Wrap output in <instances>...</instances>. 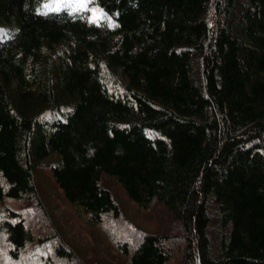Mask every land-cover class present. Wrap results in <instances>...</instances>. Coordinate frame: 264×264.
<instances>
[{"label": "trees", "instance_id": "trees-1", "mask_svg": "<svg viewBox=\"0 0 264 264\" xmlns=\"http://www.w3.org/2000/svg\"><path fill=\"white\" fill-rule=\"evenodd\" d=\"M52 155L92 222L119 212L103 175L171 213L174 231L119 245L124 264H170L176 241V264H264V0H0L5 264L71 253L2 204L40 206Z\"/></svg>", "mask_w": 264, "mask_h": 264}, {"label": "rangeland", "instance_id": "rangeland-1", "mask_svg": "<svg viewBox=\"0 0 264 264\" xmlns=\"http://www.w3.org/2000/svg\"><path fill=\"white\" fill-rule=\"evenodd\" d=\"M55 160V155L50 156L35 171L40 206H31L26 201L8 198L2 204L21 213L25 210L27 223H30L35 235L52 234V238L57 237L55 234L64 236L62 239L70 246L71 253L69 256L56 258V264H124V256L119 251L120 244L131 245L145 231L170 233L176 229V223L167 209L158 203L149 204L147 207L135 204L126 196L120 184L107 175L101 177V184L113 193L119 209L118 215L107 214L98 222L90 221L63 197L52 176L51 166ZM36 248L30 246V249ZM171 248L170 264H176L182 259V244L176 241ZM39 249L42 251L35 252H46L41 246ZM22 258L28 260H25L26 264L39 262H32L24 254L21 260ZM0 264H5L2 258ZM8 264L22 262L18 260Z\"/></svg>", "mask_w": 264, "mask_h": 264}]
</instances>
